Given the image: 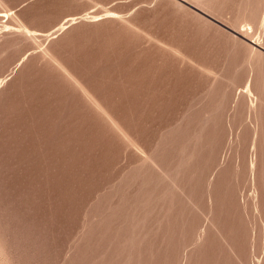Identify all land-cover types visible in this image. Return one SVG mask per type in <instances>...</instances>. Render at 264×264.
<instances>
[{
  "label": "rangeland",
  "instance_id": "374dc122",
  "mask_svg": "<svg viewBox=\"0 0 264 264\" xmlns=\"http://www.w3.org/2000/svg\"><path fill=\"white\" fill-rule=\"evenodd\" d=\"M0 264H264V0H0Z\"/></svg>",
  "mask_w": 264,
  "mask_h": 264
}]
</instances>
